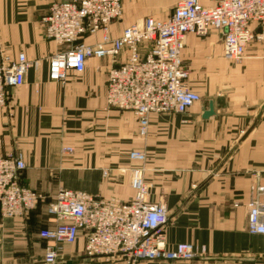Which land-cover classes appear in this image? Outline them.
<instances>
[{
    "label": "crops",
    "instance_id": "0c3cea01",
    "mask_svg": "<svg viewBox=\"0 0 264 264\" xmlns=\"http://www.w3.org/2000/svg\"><path fill=\"white\" fill-rule=\"evenodd\" d=\"M53 1L63 0H0L3 52L38 61L22 85L7 88L0 156L21 153V182L41 195L27 217H4L0 209V264H44L47 242L40 231L53 225L46 210L61 187L131 199L130 173L120 169L139 164L129 158L133 150L147 154L149 201L169 213L166 245L191 242L197 253L191 261L137 264H264V234L249 232L247 206L264 185V109L239 142L264 105V42L248 44L243 60L234 63L224 58L223 31L188 34L182 57L201 100L185 113H153L141 137L135 113L107 102L110 59L89 58L83 71L70 69L64 81L49 78V57L61 49L44 34ZM178 1L121 0L123 14L110 24V37L146 17L167 19ZM103 34L81 41L93 45ZM125 59L124 52L118 61ZM210 101L215 114L204 118ZM67 146L73 152H64ZM84 247L82 236L63 245L57 264H128L122 255L88 256Z\"/></svg>",
    "mask_w": 264,
    "mask_h": 264
},
{
    "label": "built area",
    "instance_id": "2783aa9c",
    "mask_svg": "<svg viewBox=\"0 0 264 264\" xmlns=\"http://www.w3.org/2000/svg\"><path fill=\"white\" fill-rule=\"evenodd\" d=\"M123 14L121 0L53 1L44 17V34L61 49L49 57V78L64 81L70 69L83 71L92 57L110 59L106 99L109 105L135 113L138 134L146 137L153 113H185L201 95L189 86L190 70L182 51L190 33L206 35L223 31L224 58L240 63L251 42H264V0H180L167 19L146 17L124 28L119 37L109 35V26ZM103 31L96 44L81 41ZM126 59L119 62L122 53ZM38 64L24 52L16 58L0 45V108L8 103L9 86L25 82L29 69ZM71 146L64 152H73ZM139 163L120 174L130 173L134 194L129 200L104 198L85 191L61 187L47 206L52 226L40 231L46 240L43 263L57 264L65 244L85 238L88 256L122 255L128 264L142 260L191 261L196 258L191 242L174 248L166 245L169 213L161 203L149 201L145 181V151L129 153ZM26 168L21 153L0 156V209L4 217H27L41 195L23 185ZM104 176L109 172L104 171ZM248 230L264 234V185L248 204Z\"/></svg>",
    "mask_w": 264,
    "mask_h": 264
},
{
    "label": "water",
    "instance_id": "95a60500",
    "mask_svg": "<svg viewBox=\"0 0 264 264\" xmlns=\"http://www.w3.org/2000/svg\"><path fill=\"white\" fill-rule=\"evenodd\" d=\"M263 109H264V105H262V107L260 108L258 114L256 115V117L254 119L253 124L248 129V131L245 133V135L240 139L239 142H241L245 138V136H247V134L254 128L255 124L257 123V121L259 120V118H260V116H261V114L263 112ZM214 114H215V111H214V103H213V101H210L209 108L204 111L203 117L204 118H209V117L213 116Z\"/></svg>",
    "mask_w": 264,
    "mask_h": 264
},
{
    "label": "rangeland",
    "instance_id": "374dc122",
    "mask_svg": "<svg viewBox=\"0 0 264 264\" xmlns=\"http://www.w3.org/2000/svg\"><path fill=\"white\" fill-rule=\"evenodd\" d=\"M179 2V1H178ZM177 4V3H176Z\"/></svg>",
    "mask_w": 264,
    "mask_h": 264
}]
</instances>
